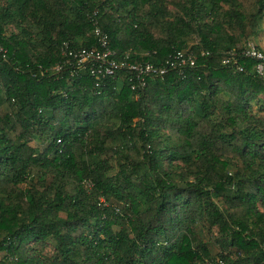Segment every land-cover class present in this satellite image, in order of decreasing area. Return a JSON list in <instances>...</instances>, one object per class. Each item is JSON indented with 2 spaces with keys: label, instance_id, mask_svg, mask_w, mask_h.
Returning <instances> with one entry per match:
<instances>
[{
  "label": "trees",
  "instance_id": "1",
  "mask_svg": "<svg viewBox=\"0 0 264 264\" xmlns=\"http://www.w3.org/2000/svg\"><path fill=\"white\" fill-rule=\"evenodd\" d=\"M263 22L264 0H0V264H264ZM97 30L118 60L198 62L98 80L65 54Z\"/></svg>",
  "mask_w": 264,
  "mask_h": 264
},
{
  "label": "built area",
  "instance_id": "2",
  "mask_svg": "<svg viewBox=\"0 0 264 264\" xmlns=\"http://www.w3.org/2000/svg\"><path fill=\"white\" fill-rule=\"evenodd\" d=\"M96 35L99 37L101 49H81L79 51H69L65 54L68 56V64L70 59H72V64L75 63L77 69H89L92 76L97 77L98 80L100 78H116L121 72L131 71L135 75L136 81L142 86H145L146 78L152 77L153 75H164L170 69H176L177 67L181 69L188 66L195 67L198 62V57H195L193 53L178 52L176 56H173L172 60H167V68L156 69L151 65L132 64L128 61L115 58L116 56L109 46L107 35L102 34L100 30H97ZM248 48L247 51L243 52L245 56L264 60V56L256 51L253 44H250ZM205 56V53L201 54V58ZM231 56L235 58L234 53ZM61 69L62 66L56 68L57 71H61ZM258 72L261 75L264 74L263 65L258 66ZM97 87H99V84H97Z\"/></svg>",
  "mask_w": 264,
  "mask_h": 264
},
{
  "label": "rangeland",
  "instance_id": "3",
  "mask_svg": "<svg viewBox=\"0 0 264 264\" xmlns=\"http://www.w3.org/2000/svg\"><path fill=\"white\" fill-rule=\"evenodd\" d=\"M255 44L259 45L264 51V22L260 24V32L257 37L251 39ZM163 101L167 103L165 96H163Z\"/></svg>",
  "mask_w": 264,
  "mask_h": 264
}]
</instances>
